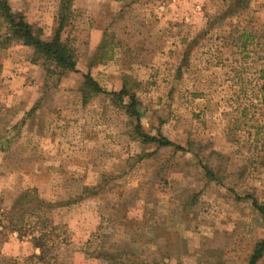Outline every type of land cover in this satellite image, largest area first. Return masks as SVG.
Wrapping results in <instances>:
<instances>
[{
  "label": "rangeland",
  "instance_id": "rangeland-1",
  "mask_svg": "<svg viewBox=\"0 0 264 264\" xmlns=\"http://www.w3.org/2000/svg\"><path fill=\"white\" fill-rule=\"evenodd\" d=\"M229 3L9 0L45 40L67 18L77 71L0 50V264H32L42 233L51 264H250L264 240V0ZM123 87L142 132L174 147L139 140ZM32 192L40 207L2 216Z\"/></svg>",
  "mask_w": 264,
  "mask_h": 264
},
{
  "label": "trees",
  "instance_id": "trees-1",
  "mask_svg": "<svg viewBox=\"0 0 264 264\" xmlns=\"http://www.w3.org/2000/svg\"><path fill=\"white\" fill-rule=\"evenodd\" d=\"M246 2L247 0H230V3L228 4L229 13L237 11ZM229 13L227 12L226 15ZM66 21L67 18L63 17L60 28L54 37L45 40L41 30H35V28L29 24L23 16L13 11L9 4V0H0V50L9 48L13 45H22L35 51V55L37 56L36 60L44 61L63 73L76 72V52L72 46H70L67 41L62 40L61 37ZM84 80L88 86H93L95 92H101L99 86L89 75L85 76ZM113 95L119 97V107L125 110L129 119L132 121L135 120L137 124L136 133L143 144L155 143L162 147H174L173 144L165 138L151 137L142 132L140 124L141 116L137 112L138 105L135 96L130 95V92L126 87H123L120 93ZM125 100H128V103H126ZM134 109H136V111H134ZM36 195L37 194L33 192L23 194L14 207L7 213H2V216L5 219H12L21 211H23V213H28L29 211L37 209L40 207L37 204H42V201L36 197ZM27 207H30L28 208L29 210H26ZM257 209L260 212H264V208L262 207H258ZM0 227L3 230L8 229L3 223V220H0ZM21 230L22 228L12 226L11 233L20 236L23 231ZM0 235L4 236V233L0 232ZM48 237H51V240L49 241H52L50 233H42L38 238L33 239V243L40 253L31 256L30 259L33 261L32 264H51L46 256L47 249L45 239ZM263 256L264 240L258 245L254 256L251 258L250 264H257Z\"/></svg>",
  "mask_w": 264,
  "mask_h": 264
},
{
  "label": "crops",
  "instance_id": "crops-1",
  "mask_svg": "<svg viewBox=\"0 0 264 264\" xmlns=\"http://www.w3.org/2000/svg\"><path fill=\"white\" fill-rule=\"evenodd\" d=\"M263 257H264V256H263ZM263 257H262V258H263Z\"/></svg>",
  "mask_w": 264,
  "mask_h": 264
}]
</instances>
